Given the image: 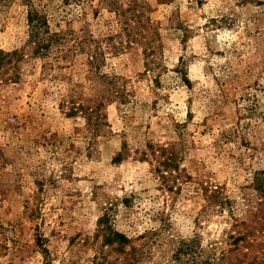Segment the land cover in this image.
<instances>
[{
    "label": "rangeland",
    "instance_id": "374dc122",
    "mask_svg": "<svg viewBox=\"0 0 264 264\" xmlns=\"http://www.w3.org/2000/svg\"><path fill=\"white\" fill-rule=\"evenodd\" d=\"M263 177L264 0H0V264H264Z\"/></svg>",
    "mask_w": 264,
    "mask_h": 264
},
{
    "label": "trees",
    "instance_id": "16d2710c",
    "mask_svg": "<svg viewBox=\"0 0 264 264\" xmlns=\"http://www.w3.org/2000/svg\"><path fill=\"white\" fill-rule=\"evenodd\" d=\"M28 17V24H29V30H30V34H29V38L30 40L34 41L35 43H37L38 48H45L49 43L52 41V36H48L47 38H43L39 36L40 33V28L41 26L44 24V21L42 20V17L37 16L36 13H28L27 15ZM130 30V29H128ZM57 37V35H55ZM73 107H75L76 109L81 110L82 112H84L85 114H91L93 112V108H89L88 106H84L81 104H78V106H72V109H74ZM76 109H74V111H76ZM258 180L261 182H259V191L262 192L264 194V177L263 178H258ZM219 201H222L220 198H218ZM260 218L264 221V215L260 216ZM261 227H264V222H262ZM249 231L250 228H245V230H240L237 231L236 234H230L229 237L232 239L231 243H236L239 240L241 241H245L247 243L252 242L253 240L249 239ZM264 231V229H263ZM112 235L115 236L117 239L119 240H126V236H124L123 234L119 233V232H112ZM109 236V235H108ZM251 244V243H250ZM211 258H208V261H210ZM206 262V261H205ZM204 262H202L203 264ZM211 262H209L210 264ZM207 264V262H206Z\"/></svg>",
    "mask_w": 264,
    "mask_h": 264
}]
</instances>
